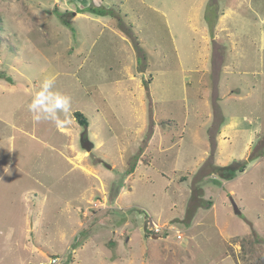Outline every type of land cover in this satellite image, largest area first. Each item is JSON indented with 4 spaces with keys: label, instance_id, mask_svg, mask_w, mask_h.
Masks as SVG:
<instances>
[{
    "label": "rangeland",
    "instance_id": "obj_1",
    "mask_svg": "<svg viewBox=\"0 0 264 264\" xmlns=\"http://www.w3.org/2000/svg\"><path fill=\"white\" fill-rule=\"evenodd\" d=\"M0 264H264V0H0Z\"/></svg>",
    "mask_w": 264,
    "mask_h": 264
},
{
    "label": "clouds",
    "instance_id": "obj_2",
    "mask_svg": "<svg viewBox=\"0 0 264 264\" xmlns=\"http://www.w3.org/2000/svg\"><path fill=\"white\" fill-rule=\"evenodd\" d=\"M53 83L54 78H45L41 82L39 89L31 96L28 111L36 123L51 121L57 127H63L71 109V97L53 91Z\"/></svg>",
    "mask_w": 264,
    "mask_h": 264
},
{
    "label": "trees",
    "instance_id": "obj_3",
    "mask_svg": "<svg viewBox=\"0 0 264 264\" xmlns=\"http://www.w3.org/2000/svg\"><path fill=\"white\" fill-rule=\"evenodd\" d=\"M85 10H89V11H91V12H93V13H97L98 15H106L107 14V12L106 11H104L103 9H99L98 7H95V6H93V5H90V6H88L87 8H85L84 10H81V11H79V13H81V12H84ZM74 117L76 118V120L81 124V125H84V126H89V121H88V117L84 114V113H82L81 111H76V112H74ZM241 172L242 171H244L245 170V166H242V167H240V169H239ZM202 190L203 189V187L201 186V187H199L198 188V190ZM196 197H197V199H199V193L196 195ZM200 205V204H199ZM200 206H202V205H200ZM190 211H189V213H188V217L190 218V217H192L193 215H194V210L196 209V205L195 206H192V208L190 207ZM192 214V215H191ZM85 233V232H84ZM85 236H87V235H85Z\"/></svg>",
    "mask_w": 264,
    "mask_h": 264
},
{
    "label": "water",
    "instance_id": "obj_4",
    "mask_svg": "<svg viewBox=\"0 0 264 264\" xmlns=\"http://www.w3.org/2000/svg\"><path fill=\"white\" fill-rule=\"evenodd\" d=\"M85 147L87 148L88 151H90L91 150V144H90V142L86 141L85 142Z\"/></svg>",
    "mask_w": 264,
    "mask_h": 264
},
{
    "label": "built area",
    "instance_id": "obj_5",
    "mask_svg": "<svg viewBox=\"0 0 264 264\" xmlns=\"http://www.w3.org/2000/svg\"><path fill=\"white\" fill-rule=\"evenodd\" d=\"M155 231L159 232L160 229L157 227V225L155 224V227H154ZM53 263H55V261H52Z\"/></svg>",
    "mask_w": 264,
    "mask_h": 264
}]
</instances>
